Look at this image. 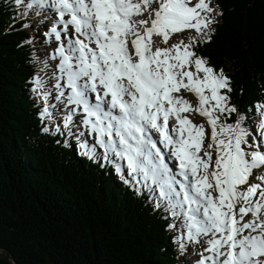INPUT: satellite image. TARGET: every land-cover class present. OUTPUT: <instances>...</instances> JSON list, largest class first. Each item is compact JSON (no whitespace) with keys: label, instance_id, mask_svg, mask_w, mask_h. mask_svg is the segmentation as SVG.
Returning a JSON list of instances; mask_svg holds the SVG:
<instances>
[{"label":"snow or ice","instance_id":"obj_1","mask_svg":"<svg viewBox=\"0 0 264 264\" xmlns=\"http://www.w3.org/2000/svg\"><path fill=\"white\" fill-rule=\"evenodd\" d=\"M14 4L22 16L31 10L47 20L44 35L57 42L53 71L31 82L43 101L41 120L54 119L51 109L62 111L63 129L57 123L41 130L71 136L76 126L93 135L120 179L138 195L146 190L153 208L171 218L167 228L177 233L180 253L200 246L195 264H264V103L255 105L253 134L246 123L251 110L230 103L228 78L194 50L211 39L218 6L211 0ZM49 78L54 97L44 83ZM197 115L200 123L190 118ZM80 147L93 156L95 148Z\"/></svg>","mask_w":264,"mask_h":264},{"label":"trees","instance_id":"obj_2","mask_svg":"<svg viewBox=\"0 0 264 264\" xmlns=\"http://www.w3.org/2000/svg\"><path fill=\"white\" fill-rule=\"evenodd\" d=\"M212 4L222 15L194 50L223 71L230 103L251 110L254 133L255 105L264 103V0ZM19 11L0 0V264H183L171 218L146 190L126 185L98 146L86 155L80 127L71 136L41 130L63 129V112L51 109V121L38 115L43 101L31 81L49 70Z\"/></svg>","mask_w":264,"mask_h":264},{"label":"rangeland","instance_id":"obj_3","mask_svg":"<svg viewBox=\"0 0 264 264\" xmlns=\"http://www.w3.org/2000/svg\"><path fill=\"white\" fill-rule=\"evenodd\" d=\"M25 3H27V1ZM211 4H212V0H211ZM212 6H213V4H212ZM21 9H22V11H20V13L23 12V7H21ZM19 17L22 18V19H24V20H26V24L28 25V27H26V28L30 32L33 33L34 41H35V45L36 46L41 47L44 52L46 51V48H48V47L51 48V51L49 52V55L47 56V61L48 60L49 61H52L51 63H49V66H50L49 69L53 71V67L52 66L55 63H57L58 61L57 60H53L51 58L52 53H53V48L56 45V41H55L54 36L49 39L48 37H45V35H44V33L46 31V28L48 26H50L48 24V21L47 20H43V18L41 16H39L36 12H33L31 10L29 11V14L27 16H22V15L19 14ZM52 18H54V13H50L49 14V19H52ZM218 20H219V15L216 17V21H218ZM215 24L212 25L213 28L215 27ZM38 25L43 28V30L41 31V34L37 31ZM188 33H189V30H185V33L183 34V38L185 39V42H187V35H188ZM191 34L192 35H196V33H195L194 30H191ZM48 80H51V79L49 78ZM189 99H194V97L189 96ZM192 119H193V121L195 123H200L203 118H201V117H199L197 115L194 118L192 117ZM80 131L81 132L82 131L83 132H87V130L84 129L83 127H82V129H80ZM87 134L89 135V137L94 138V136L91 135V134H89L88 132H87ZM102 154H103V151H102ZM167 156H168V154L166 153V157ZM166 163H168L169 167H171L173 169V171H175V167H174V165L172 163V159L171 158L167 159L166 160ZM125 172L127 173L126 167H125ZM188 246L193 247L195 249L196 253H190L189 255H187L188 253L186 251L184 253L185 261L187 260V261H190L191 264H195V260L198 258V254L200 253L201 248H200L199 245L189 244Z\"/></svg>","mask_w":264,"mask_h":264}]
</instances>
